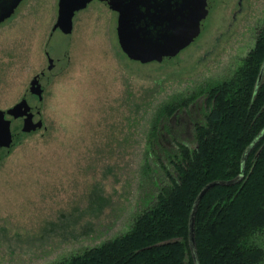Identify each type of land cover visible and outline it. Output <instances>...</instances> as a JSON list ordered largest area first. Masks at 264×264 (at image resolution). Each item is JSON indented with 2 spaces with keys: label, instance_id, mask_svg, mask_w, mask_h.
Masks as SVG:
<instances>
[{
  "label": "rangeland",
  "instance_id": "374dc122",
  "mask_svg": "<svg viewBox=\"0 0 264 264\" xmlns=\"http://www.w3.org/2000/svg\"><path fill=\"white\" fill-rule=\"evenodd\" d=\"M211 2L195 41L150 62L122 49L105 3L77 11L71 34L54 29L59 0H23L0 23V109L26 97L44 122L27 133L14 119L15 144L0 148V264H51L115 238L171 183L159 162L144 166L158 109L230 77L264 25V0ZM42 71L41 99L31 81ZM205 98L175 119L190 139Z\"/></svg>",
  "mask_w": 264,
  "mask_h": 264
},
{
  "label": "trees",
  "instance_id": "16d2710c",
  "mask_svg": "<svg viewBox=\"0 0 264 264\" xmlns=\"http://www.w3.org/2000/svg\"><path fill=\"white\" fill-rule=\"evenodd\" d=\"M257 36L230 77L158 109L144 166L150 174V159L159 162L171 183L152 194L126 232L51 264H195L190 217L213 181L229 183L212 187L198 205L200 264H264V25ZM202 95L203 117L193 120L190 139L175 119Z\"/></svg>",
  "mask_w": 264,
  "mask_h": 264
},
{
  "label": "water",
  "instance_id": "95a60500",
  "mask_svg": "<svg viewBox=\"0 0 264 264\" xmlns=\"http://www.w3.org/2000/svg\"><path fill=\"white\" fill-rule=\"evenodd\" d=\"M91 1L59 0V14L54 28H60L66 34L72 33L75 14L87 8ZM21 2L22 0H0V23L9 18ZM111 2L112 8L119 12L118 36L122 49L130 58L141 62L172 56L195 41L203 30L209 14L208 9L212 6L211 0H111ZM261 71L258 83L264 76V69ZM39 81L38 75L31 81V92L42 99L44 87ZM7 114L14 118L24 117L23 131L27 133L41 129L44 125L43 120H35L33 107L26 98L8 110L0 109V147L11 148L16 140L12 131V120L6 117ZM228 183L225 181L209 183L195 201L189 230V242L195 264H200L195 234L198 205L212 187Z\"/></svg>",
  "mask_w": 264,
  "mask_h": 264
},
{
  "label": "flooded vegetation",
  "instance_id": "af4514ba",
  "mask_svg": "<svg viewBox=\"0 0 264 264\" xmlns=\"http://www.w3.org/2000/svg\"><path fill=\"white\" fill-rule=\"evenodd\" d=\"M22 2H23V0H22ZM21 2V3H22ZM93 2H100V3H105V4H108L110 7H112V2H111V0H92L90 3H89V5L91 4V3H93ZM21 3L19 4V6L21 5ZM88 5V6H89ZM18 6V7H19ZM18 9V8H17ZM16 9V10H17ZM15 10V11H16ZM115 11H117V10H115ZM13 15V14H12ZM11 15V16H12ZM8 19V18H7ZM6 19V20H7ZM5 21V20H4ZM3 21V22H4ZM55 30H57V29H59L61 32H63L60 28H54ZM64 33V32H63ZM66 34V33H65ZM69 34H71V33H69ZM50 59H52V58H50ZM52 66V67H51ZM49 69L51 70V69H53V59H52V62H50V66H49ZM39 76V78H40V81H39V83H41V85L44 87V85L42 84V81H43V79H44V76H45V71H42V72H40V73H38V74H36L35 76ZM35 76H34V78H35ZM33 78V79H34ZM32 79V80H33ZM44 90H45V87H44ZM32 93V92H31ZM32 94H34V93H32ZM34 95H37V94H34ZM38 97H39V95H37ZM24 98H26V97H24ZM23 98V99H24ZM40 98V97H39ZM22 99V100H23ZM27 99V98H26ZM27 101H28V99H27ZM29 102V101H28ZM30 104V103H29ZM31 105V104H30ZM33 110H34V108H33ZM34 113H35V115H36V112L34 111ZM8 116H10V117H8ZM7 118H9V119H11L12 120V122H13V120L14 119H20V118H23V121H24V117H20V118H14V117H12L11 115H9V114H7V116H6ZM12 117V118H11ZM34 118H35V116H34ZM0 148H4V147H0Z\"/></svg>",
  "mask_w": 264,
  "mask_h": 264
}]
</instances>
